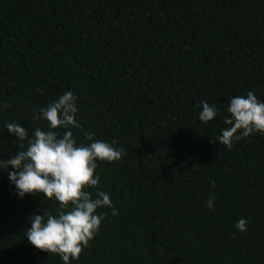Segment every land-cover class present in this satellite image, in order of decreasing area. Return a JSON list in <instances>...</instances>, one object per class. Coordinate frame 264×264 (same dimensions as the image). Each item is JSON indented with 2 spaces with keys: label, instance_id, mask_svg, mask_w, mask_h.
<instances>
[{
  "label": "trees",
  "instance_id": "1",
  "mask_svg": "<svg viewBox=\"0 0 264 264\" xmlns=\"http://www.w3.org/2000/svg\"><path fill=\"white\" fill-rule=\"evenodd\" d=\"M69 89L77 142L90 131L125 150L95 170L117 215L97 210L71 264H264V134L216 141L229 97L264 101V0H0V159L27 147L5 122L47 130L33 109ZM199 100L219 109L212 121ZM57 208L18 199L0 171V264H63L23 235Z\"/></svg>",
  "mask_w": 264,
  "mask_h": 264
},
{
  "label": "clouds",
  "instance_id": "2",
  "mask_svg": "<svg viewBox=\"0 0 264 264\" xmlns=\"http://www.w3.org/2000/svg\"><path fill=\"white\" fill-rule=\"evenodd\" d=\"M77 99L69 89L46 106L33 109V119L46 121L47 130L36 127L30 137L19 123L5 122L4 130L16 138L14 142L27 140V147L0 159V171H7L18 199L25 194L42 193L43 198L58 202L55 214L44 211L42 215H30L27 218L30 226L23 235L36 249L57 254L63 264L77 260L82 248L99 231L106 213L98 209L108 208L113 216L117 215L109 193L97 187L101 178L95 170L98 161H119L125 153L122 147L115 146V140L93 139L94 133L90 131L83 133L89 143L77 142L72 132V128L82 127L77 120ZM197 106L200 108L197 118L203 123L218 115L215 104L199 100ZM226 111L228 115L222 120L226 127L221 128L216 141L228 149L252 133L264 134V101L253 91L229 97ZM209 184L214 185L215 180L210 179ZM205 203L213 210L214 196H209ZM247 227L244 217L234 224L241 233Z\"/></svg>",
  "mask_w": 264,
  "mask_h": 264
}]
</instances>
